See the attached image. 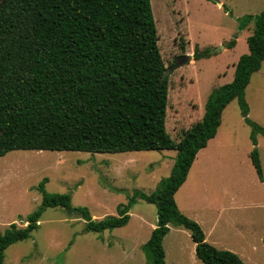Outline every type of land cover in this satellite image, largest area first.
Listing matches in <instances>:
<instances>
[{"label":"trees","instance_id":"1","mask_svg":"<svg viewBox=\"0 0 264 264\" xmlns=\"http://www.w3.org/2000/svg\"><path fill=\"white\" fill-rule=\"evenodd\" d=\"M251 23L248 54L239 57L232 82L212 90L200 121L174 142L165 130L168 75L150 0H0V158L15 150L176 153L169 176L154 192H136L117 206L116 216L101 220L73 207L66 194L46 193L47 179H42L41 204L26 217V226L11 224L0 234V263L9 246L38 229L47 209H63L84 220L85 232L102 233L126 226L131 206L141 200L156 208L155 228L141 246L147 264H165L162 242L170 227L190 233L203 264H244L235 253L205 242L201 227L179 211L174 195L232 101L251 129L252 145L256 135L264 137V129L249 118L245 99L252 75L264 62V9L238 19V30ZM214 53L195 48L193 59ZM250 159L263 183L256 148Z\"/></svg>","mask_w":264,"mask_h":264},{"label":"rangeland","instance_id":"2","mask_svg":"<svg viewBox=\"0 0 264 264\" xmlns=\"http://www.w3.org/2000/svg\"><path fill=\"white\" fill-rule=\"evenodd\" d=\"M150 4L168 75L165 130L178 142L202 118L212 90L232 82L235 64L248 54L246 39L253 30L251 23L239 31L238 19L258 15L264 0H150ZM233 39L235 46L229 48ZM195 48L216 53L194 60ZM177 61L181 66L174 67ZM245 99L249 118L264 129V62L252 75ZM250 134L232 101L222 113L215 140L206 148L218 152V163L212 168L193 163L174 200L202 231L208 233L213 226L207 237L210 243L205 242L235 253L244 264H264V182L248 160L256 148L264 179V137L256 135L253 146ZM175 155L11 151L0 158V234L11 224L26 226V217L41 204L38 187L44 178L46 193L66 194L73 207L86 208L93 220H101L116 216L117 206L127 204L136 192H154L169 176ZM232 159L242 165H231ZM129 215L124 227L87 233L83 219L60 208L47 209L38 229L9 246L0 264H147L141 246L155 227L156 208L137 200ZM162 245L165 264H203L183 229L170 227Z\"/></svg>","mask_w":264,"mask_h":264},{"label":"crops","instance_id":"3","mask_svg":"<svg viewBox=\"0 0 264 264\" xmlns=\"http://www.w3.org/2000/svg\"><path fill=\"white\" fill-rule=\"evenodd\" d=\"M221 5H222V2H218V7H221ZM220 127V126H219ZM219 129V128H218ZM218 131V130H217ZM216 135H217V133H216ZM216 135H215V137L213 138V139H211L210 141H208V143H207V145H206V147L204 148V149H202V150H200L198 153H197V155H196V157H195V159H194V162L193 163H195V165L196 164H201V165H205V166H209V168H212V166H214L215 164H217L218 163V161H217V157H215V155H217L218 154V152H216V150H212V148H211V150H207L206 148H207V146H208V144L210 143L211 144V142L213 143V141L215 140V138H216ZM209 144V145H210ZM205 152V153H204ZM248 160H249V162H251V159H250V157L248 158ZM239 164V162H237V160H235V159H232V163H231V165H236V164ZM242 164H239V166H241ZM252 165V164H251ZM254 169V168H253ZM179 190V189H178ZM176 194V193H175ZM181 212V211H180ZM182 214H184L183 212H181ZM189 218V217H188ZM201 225V224H200ZM155 227H153L152 229H151V231L154 229ZM184 230V229H183ZM186 231V230H185ZM213 231V226H211L210 228H209V231H208V233L210 234L211 232ZM188 232V231H187ZM189 233V232H188ZM203 233H204V236H205V241H207V242H209L208 241V239H207V237H208V233H205V231L203 230ZM189 236H190V233H189ZM210 243V242H209ZM194 244V243H193ZM211 245V244H210ZM213 246V245H212ZM194 250H195V244H194ZM219 250V249H218ZM220 250H224V249H220Z\"/></svg>","mask_w":264,"mask_h":264},{"label":"water","instance_id":"4","mask_svg":"<svg viewBox=\"0 0 264 264\" xmlns=\"http://www.w3.org/2000/svg\"><path fill=\"white\" fill-rule=\"evenodd\" d=\"M192 56H186V60H190ZM181 66V62H176V64L174 65V67H179Z\"/></svg>","mask_w":264,"mask_h":264}]
</instances>
